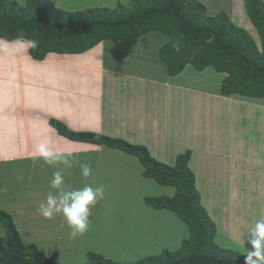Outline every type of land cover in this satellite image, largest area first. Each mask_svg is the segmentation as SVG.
Wrapping results in <instances>:
<instances>
[{
	"label": "crops",
	"instance_id": "crops-1",
	"mask_svg": "<svg viewBox=\"0 0 264 264\" xmlns=\"http://www.w3.org/2000/svg\"><path fill=\"white\" fill-rule=\"evenodd\" d=\"M15 1L25 5L27 0ZM49 1L57 8L62 9V6L57 4L56 0ZM200 1L206 6L208 5L205 0ZM242 3L244 8L240 18L241 21L243 20V26L250 30L252 29V22L246 12L245 1L242 0ZM207 9L212 15L225 10L221 6H218L214 13L210 11L208 6ZM153 33L159 32H150L142 36L140 45L145 38H149L146 43L147 47H144L142 51L146 52L147 55L154 53L158 60L161 61L159 50L170 39L160 33L161 37L159 35L157 37L164 39L153 41L154 37H149L157 35ZM113 40H117V48L120 49L121 53L123 50L124 54L130 53L128 46H137L126 45L122 40ZM6 41L8 40L0 39V60L5 67L4 70L0 71V188L5 187V185L12 187L11 184L17 187L20 184V179L27 175L30 178V182L35 184V188L39 192L42 189L45 190L46 183H48L44 180V178H47L45 168L49 166L44 164L41 158L34 154V145L42 138H50L55 148L78 154L77 157L85 152L99 155L106 152L105 148L107 147L105 145L75 141L61 135L50 124L51 120L60 121L74 132H93L112 138H121L132 144L144 145L149 149L151 155L153 152L154 155H159V158L166 159L158 150L160 142H156L160 138L162 140L161 143L172 148L173 154L167 156L173 158L172 162H175L174 159L179 155L178 153L182 154L187 150L192 151V158L196 155L197 150L202 153L217 155V157H226V159H229L231 170L236 172L241 168L246 170V166L250 167L252 162H258L259 160L258 153L254 150L256 140L251 141L252 145H250V141L244 144L235 141L232 148L225 149L222 142H220L221 140L218 139L219 143L215 146L210 145L208 148V145H205L204 138L201 139V142L196 139L193 129V134L191 135V126L189 127L188 120L191 117V113L195 111L196 106L194 108L188 107L185 103L187 99L194 105L211 98L215 103L213 107L212 104L209 109L203 105L198 106L199 112L203 110L205 114H213V111H215L216 115H221L224 110L231 113L233 110L230 111L227 107L221 108L223 102H235L237 103V108L241 104L247 106L243 111V115L247 116L251 113H246L245 110L248 107H254L258 110L264 109V101L257 100L264 98L247 97L250 101H243L242 97L245 96L236 94L223 95L221 86L226 74L217 72L213 67H208L204 71H197L189 64L179 75L170 76L166 66H164L162 67L166 74H164V79L156 77L151 79L125 70L122 67L123 65L119 68L107 67L105 64V51L107 43H113L111 40L101 42L80 54L49 53L44 60L33 58L30 49L26 53L5 52L3 49ZM132 60L135 62L136 58L134 57ZM63 70H65L63 76L60 75L59 77L55 74H59ZM215 74L220 78L218 81H215ZM60 81L61 84H59ZM66 87L69 88L65 90ZM59 91L60 97L57 95ZM179 95H183L182 104H174V96L178 97ZM46 111H49V113H45ZM177 115L183 117L185 122L182 118H179V120L177 118L175 125L171 122L168 123ZM48 116L51 119L47 123L45 117ZM178 124L185 126L184 132L186 136L177 137L173 135ZM128 132L130 135L133 132L136 135L139 134V136L134 138L133 134V137L129 139L130 135H128ZM188 135L189 137H187ZM152 136L154 139L150 140ZM156 137L158 138L155 139ZM225 139L229 140L228 136ZM220 147L223 149L221 150ZM259 147L261 146L259 145ZM262 152L264 153V150ZM121 155L127 154L119 149L112 150L109 155L112 157L111 161L107 163L105 169H102L104 175H101L102 182L99 185H103L106 193L112 195L113 199H120L126 206L136 207V212L139 213L136 217L137 225L146 224V228L137 230V233L140 234L141 232L142 234L144 232L150 236L148 240L141 238V234L138 236L139 242L141 239V246L147 249L145 255L158 254L168 248H174L172 250L179 249L183 240L189 237L188 227L184 225V230V223L173 212V215H171L164 213L163 211L165 210H155L145 204V197L151 195L145 190V187L151 186L149 181H155L143 176V167L138 173L134 172L123 176L124 183L132 182L129 191L126 188L124 191L118 192L117 188L114 187V174L126 172L124 170L126 159H123V161L118 159V156ZM192 158L190 167L195 171ZM169 161L170 159L168 163ZM261 161L264 164V157H262ZM38 162H41V165L37 166ZM77 169L78 167L76 171ZM70 176H72V173ZM68 178L69 176L65 177L66 181H68ZM132 187H134V190ZM256 187L264 192V180ZM163 194H166V192H162L160 195ZM262 194L264 196V193ZM27 200L31 202V199ZM235 201L234 206L237 205L238 199H235ZM202 203L204 206L206 205L203 200ZM208 204L210 202L206 206H209ZM119 208L122 212L123 206ZM231 214V223L233 224L234 219L232 218L236 214H233V212ZM97 215L98 213L94 212L92 216L95 228L98 227L95 223ZM209 215L211 216L210 213ZM229 220H223L222 222H230ZM213 221L215 220L213 219ZM236 223L237 219L235 220V225ZM64 224L65 222L61 226ZM216 225L217 234L226 235L228 240H234L232 236L236 232L232 235L223 233L219 224L217 223ZM224 225L226 227L221 226L222 229H231V224L229 226L227 224ZM94 227L91 225L86 234L94 231ZM151 227H153V230ZM139 228L140 226L137 227V229ZM231 232L234 231L232 230ZM85 235L81 236L82 242ZM66 256L68 254H65ZM60 263L68 264L66 261H61Z\"/></svg>",
	"mask_w": 264,
	"mask_h": 264
},
{
	"label": "trees",
	"instance_id": "trees-1",
	"mask_svg": "<svg viewBox=\"0 0 264 264\" xmlns=\"http://www.w3.org/2000/svg\"><path fill=\"white\" fill-rule=\"evenodd\" d=\"M244 1L260 45L228 13L211 15L200 0H133L115 8L75 12L55 9L49 0H27L25 5L0 0V38L13 41L23 34L25 39L38 40L39 46L30 48V53L36 60H44L49 53L80 54L113 39L135 46L142 36L159 32L170 39L159 50L170 76L179 75L189 64L197 71L213 67L226 74L221 86L223 95L264 98V2ZM50 124L72 140L105 145L137 157L145 178L174 188L173 195L145 197V204L173 212L190 232L179 249H164L136 263H118L90 252L85 264H245L244 253L216 242L217 225L202 204L196 175L190 167L191 150L179 154L174 165H168L152 157L144 145L93 132H74L57 120ZM0 222L9 237L8 246L0 244V264H63L47 257L37 245H26L11 215L1 209Z\"/></svg>",
	"mask_w": 264,
	"mask_h": 264
},
{
	"label": "rangeland",
	"instance_id": "rangeland-1",
	"mask_svg": "<svg viewBox=\"0 0 264 264\" xmlns=\"http://www.w3.org/2000/svg\"><path fill=\"white\" fill-rule=\"evenodd\" d=\"M56 1L57 4L62 6V9L60 10L74 12L94 7L115 8L119 3L128 5L133 2V0ZM205 2L208 4L207 6L212 13L215 12V9L218 6H221L225 9L224 11L226 13L229 12V15L231 16L230 18L232 20L234 19L233 21L236 24H240V26L242 25V27L245 29L247 28L243 26V20L241 21L240 18L244 8L242 0H205ZM53 7L55 9H59L55 5ZM245 14L246 13L244 10V15ZM251 27L252 29L248 30L250 33H252L255 41H257V43L260 45V36L253 24ZM153 34H157L156 36H149L154 37V40L152 39L153 41L164 39L157 37L158 35L161 37L160 33ZM111 41L113 43L108 42L105 51V64L107 67L119 68L123 65V69L129 70L134 74H139L151 79L154 77L164 79L165 70L162 67L165 65L158 60V57L155 56L154 53L147 55L146 52L142 51L144 47H147L146 43L149 41V38H145L141 45L140 39L136 47L128 46V51H130L128 54H124L123 50L121 53L120 49L117 48V40ZM126 45L128 44L126 43ZM134 57L136 58L135 62L132 60ZM0 66H2L0 71L4 70L5 67L2 65L1 60ZM64 71L65 70L62 72L60 71L59 74H55L60 77V75H64ZM215 75V81H218L220 78L217 74ZM59 84H61V81ZM68 88L69 87H66L65 90ZM57 95L60 97V91ZM182 98L183 95H179L178 97L174 96V104H182ZM242 100L250 101V99L247 97H242ZM257 100L261 102L264 101V99ZM185 103L188 107L194 108V106H196L195 111L191 113V117L188 120V125L189 127L191 126V135L193 134V129L196 139L201 142V139L204 138L205 145H208V148L210 145L215 146L217 143H219L218 139L221 140L220 142H222L223 148L225 149L232 148L235 144V141H239L240 144L250 141V145H252L251 141L256 140L254 143V150L258 153L257 155L259 160L258 162H252L250 167L246 166V170L241 168L238 172L233 171L230 168L228 158L226 159V157H217V155L206 152L202 153L199 150L196 151V155H194L192 158L194 161L193 168H195V171L192 168L191 169L196 175L197 189L203 202H205L206 205L210 202V204H208L209 206H203L211 214L212 219L216 221L214 222L219 224V227L223 233L232 235L236 232V234L232 236L234 237V240L232 241L228 240L226 235L223 236L221 234H217L216 242L224 248L236 249L244 253L245 247L249 249L251 248L250 243L246 244L248 229L253 223V220L257 219L259 215L264 212V196L262 194L264 192H262L260 188L256 187V185L259 186V184H261L264 180V164L261 163L262 157H264V153L262 152L264 150V109L258 110L254 107H248L245 111L246 113H251L247 116L243 115V111L247 106L241 104L239 108H237V103L235 102H223L221 108L227 107L230 109V111H233L229 113L227 110H224L221 115H216L215 111H213V114H205L203 110L199 112L198 106L200 105H203L209 109L210 105L212 104L213 107L215 103L213 100H211V98L210 100H204L194 105L188 99L185 101ZM45 113L48 114L49 111H46ZM177 118L178 120L179 118H182L184 121L183 117L177 115L168 123L171 122L175 125V120ZM50 119L51 118L49 116L45 117L47 123ZM184 128L185 126L178 124L173 135L177 137L186 136ZM203 130L205 131L202 132ZM133 134L134 133L132 132L130 135L128 132V135H130L129 139L133 137ZM138 136L139 134H134V138H137ZM227 136L229 140L225 139ZM187 137H189V135ZM157 138L158 137L155 139ZM152 139H154L153 136L150 140ZM183 140L185 141V139ZM161 141L162 140L158 138L156 143L160 142L158 150L160 154L166 157V159L159 158L160 156L154 155L153 152L152 157L168 165L174 164L175 162H172L173 158L167 157L170 154H173L172 148L164 145L161 143ZM259 145L261 147H259ZM223 148L220 147L221 150ZM112 150L113 149L107 147L105 148L106 152L102 155L93 154L91 152L79 154L78 158L80 160L88 162L92 165L94 177L89 181H84L80 175L79 167L77 166V171V167L70 170L72 176L69 175L67 183L72 187H82L84 183H93L94 180L95 185H99L102 182L100 177H102L101 175H104L102 169H105L107 163L111 161L112 157L109 155ZM118 159L120 161L126 159V164L124 166V170L126 172L114 174V187L117 188L118 192L124 191L126 188H128L129 191L131 188L130 184H132V182L124 183L123 176L134 172L138 173L143 166L137 157L128 154L124 156H118ZM169 159L170 161L168 163ZM174 160L176 161V158ZM40 163L41 162H38L37 166L41 165ZM53 171L54 169L49 167L45 168V174L47 178H44V180H46L48 183H46L45 190L42 189L41 192L35 188L34 183L30 182V178H28L27 175L20 179V184L17 185L18 188L13 186V184H11L12 187H7V185H5V187L0 188V209L11 215L19 233L21 232L20 235L22 241L26 245L35 244L47 255V257H51L55 261L59 262L66 261L68 264L87 263L90 252L103 254L105 257L115 260L118 263H136L139 260L149 256L148 254L145 255L147 249L141 246V239L139 242L138 236H140L141 232L139 234L137 233V230H144L146 228V224L142 223L137 225L136 217L139 215V213L136 212V207L126 206L120 201V199H113V196L108 193H106L105 199L98 202L93 208L92 212L98 213V215L95 217V223L98 225V227L95 228L94 222L92 221V225L95 230L89 234H86L83 242L81 236L75 239L70 237L71 230L66 223L61 226V224L64 222L62 216H56L52 220L42 217L37 212V209L48 194L49 181L52 178ZM149 183H151V186L145 187V190H147L148 193H151L149 196H158L162 192H166V194L163 195H171L172 192H174V189L171 187H163L153 181H149ZM132 188L134 190V187ZM27 199H31V202ZM235 199H238L236 206H234V203L236 202ZM120 206H123L122 212L120 211ZM163 212L173 215V213L168 210ZM232 212L233 214H236V216L232 218L234 219L233 224L231 223L230 216ZM236 219L237 223L235 225ZM223 220H229L230 222H222ZM181 221L184 223L183 229L185 230L184 225L186 227L187 225L183 220ZM224 224H227L228 226L231 224V229L234 232H231L232 230L228 228L222 229V227H226ZM139 226L140 228L137 229ZM151 228L153 230V227ZM142 237L144 240H148L150 238V236L144 232L141 234V238ZM0 244L4 246L9 245L7 231L1 222ZM172 249L174 248L169 250ZM65 254H68V256L65 257ZM152 255L154 256L157 254H150V256Z\"/></svg>",
	"mask_w": 264,
	"mask_h": 264
},
{
	"label": "clouds",
	"instance_id": "clouds-1",
	"mask_svg": "<svg viewBox=\"0 0 264 264\" xmlns=\"http://www.w3.org/2000/svg\"><path fill=\"white\" fill-rule=\"evenodd\" d=\"M39 41L25 39L21 34L15 41L4 42V51L9 53L27 52L37 48ZM34 154L42 162L53 168L49 181V191L40 203L37 212L45 219L52 220L62 216L69 227L70 237L75 239L85 235L92 225L93 208L103 201L106 189L103 185L84 183L82 187L70 186L65 177L71 175L70 170L79 167L84 181L94 177V170L90 163L80 160L73 152H65L53 146L50 138H42L34 145ZM251 248H244L245 264H264V212L253 221L248 229L246 244Z\"/></svg>",
	"mask_w": 264,
	"mask_h": 264
}]
</instances>
